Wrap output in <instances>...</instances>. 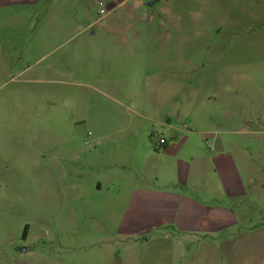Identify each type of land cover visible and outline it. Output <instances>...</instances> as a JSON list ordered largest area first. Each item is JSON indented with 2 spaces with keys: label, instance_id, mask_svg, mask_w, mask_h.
I'll return each mask as SVG.
<instances>
[{
  "label": "rangeland",
  "instance_id": "374dc122",
  "mask_svg": "<svg viewBox=\"0 0 264 264\" xmlns=\"http://www.w3.org/2000/svg\"><path fill=\"white\" fill-rule=\"evenodd\" d=\"M64 1L65 12L52 8L48 12L41 5L0 12V130L27 129L17 114H29L28 100L35 97L44 98L35 105L39 112H61L66 123L78 120L75 127L82 130L92 127L94 116L99 121L104 115L114 116L112 128L135 129L138 114L155 106L151 101L155 83L168 81L176 85L175 98L167 106L176 127L196 131L209 144L236 146L264 163V0H148L150 6L141 8L136 7L141 0H130L116 12L96 0H78L72 7ZM12 14H17L16 20L3 21ZM68 14L74 23L45 20ZM71 51H79L81 58V76L72 80L75 84L36 81L46 67L61 72L57 61ZM99 51L167 55L133 72L120 67L124 58L119 55L117 65L108 66L97 56ZM170 62L176 67L168 70ZM153 130L159 135L161 127L154 124ZM12 142L8 135H0V264H126L119 244H113L111 259L105 262L110 248L95 242L96 225L91 213L82 210L101 199L74 200L66 195L67 207L58 225L34 227L25 214V200L5 181ZM92 146L83 148L89 151ZM241 152H236L238 160L243 159ZM95 175L82 171L81 178ZM259 215L257 219L264 221Z\"/></svg>",
  "mask_w": 264,
  "mask_h": 264
},
{
  "label": "crops",
  "instance_id": "0c3cea01",
  "mask_svg": "<svg viewBox=\"0 0 264 264\" xmlns=\"http://www.w3.org/2000/svg\"><path fill=\"white\" fill-rule=\"evenodd\" d=\"M61 2L0 0V12L40 5L48 12L67 11ZM64 2L72 7L78 0ZM96 2L116 12L130 0ZM147 2L141 0L136 7L150 6ZM16 15L3 21L16 20ZM45 20L74 23L76 19L68 14ZM163 52L99 51L97 56L111 67L119 55L124 58L119 66L136 72L146 63L158 62L167 55ZM78 55L79 51L62 55L57 61L62 71L46 67L36 81L75 84L72 80L81 76ZM175 67L170 62L166 69ZM155 85L151 97L155 106L138 114L135 129L112 128L114 116L104 115L99 121L94 116L92 127L82 130L75 127L78 120L66 123L61 112H39L35 105L42 104L43 97L28 100L29 114H17V121L29 127L0 130L1 136L13 140L5 181L15 196L25 200L27 218L34 227L57 226L67 207L66 195L74 200L94 197L102 201L82 210L91 213L96 225L95 242L110 248L105 262L111 259L113 244H119L126 264H264V221L256 217L257 211L264 215V163L236 146L209 144L196 131L176 127L167 108L176 85L168 81ZM109 98L122 105L118 98ZM154 124L161 127L159 135ZM91 144L93 150L83 148ZM236 152L244 153L243 159L238 160ZM82 171H94L96 177L82 179ZM28 225L29 233L32 225Z\"/></svg>",
  "mask_w": 264,
  "mask_h": 264
},
{
  "label": "built area",
  "instance_id": "2783aa9c",
  "mask_svg": "<svg viewBox=\"0 0 264 264\" xmlns=\"http://www.w3.org/2000/svg\"><path fill=\"white\" fill-rule=\"evenodd\" d=\"M105 13H106L105 10L102 9V10H101V14H105ZM160 143H161V144H164L165 141H164L163 139H161V140H160Z\"/></svg>",
  "mask_w": 264,
  "mask_h": 264
}]
</instances>
